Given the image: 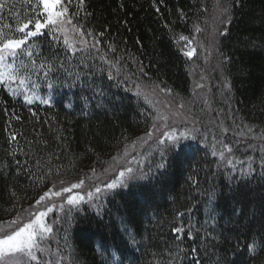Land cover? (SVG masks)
<instances>
[{"label": "trees", "instance_id": "trees-1", "mask_svg": "<svg viewBox=\"0 0 264 264\" xmlns=\"http://www.w3.org/2000/svg\"><path fill=\"white\" fill-rule=\"evenodd\" d=\"M3 3L0 27L19 38L17 22L34 18L36 0ZM64 6L99 43L85 36L89 47L70 51L46 28L30 38L31 60L8 58L30 66L19 91L18 81L0 87V226L53 209L31 264H264V0ZM205 43L212 62L194 91ZM153 96L186 102L166 120L182 121L175 142L151 133ZM112 177L116 187L74 207L51 200Z\"/></svg>", "mask_w": 264, "mask_h": 264}, {"label": "snow or ice", "instance_id": "snow-or-ice-1", "mask_svg": "<svg viewBox=\"0 0 264 264\" xmlns=\"http://www.w3.org/2000/svg\"><path fill=\"white\" fill-rule=\"evenodd\" d=\"M68 3H71V0H67ZM84 0H78V4L82 6ZM4 7L3 0H0V8ZM227 11V8L224 9ZM33 12L36 13L34 18H29L25 22H17L15 28V33L22 34L19 38H16L12 30L9 28L8 24H4L0 27V87L11 88V84L18 81V86L16 91H19L26 85L28 76L21 75V70H27L30 65L26 63H15L9 62V57L13 58V61H20V58L26 56L29 60L33 55L31 48L34 46L30 43V38L37 37L41 34L43 29H48L51 33H59L63 36V42L68 50L76 51V45L79 44L81 50H86L89 47V41L85 39V36L92 37V46L94 47L99 43L98 40H95L93 32L89 31L85 33L81 30V26H78L76 23H73V18L69 16L68 7L64 6V0H36L35 5L33 6ZM29 25H32L31 29ZM7 29V31H6ZM199 31V29H197ZM102 35V34H101ZM180 40H187V37L180 36ZM111 48V45H109ZM185 56H191V51H186ZM31 67L36 68V62H31ZM41 68L47 67L44 64L40 65ZM51 86V85H49ZM35 87V85H33ZM26 101L31 104L32 98L25 95ZM44 103H47L45 100ZM161 119L167 120L168 117L162 116ZM165 128L168 127L167 124L164 125ZM159 130V129H157ZM170 141H176L175 132L164 131L161 133ZM151 135V133H148ZM181 138H187L186 133H180ZM15 139V137H11ZM163 143V141H161ZM173 147L175 144L172 145ZM215 155V153H213ZM131 169H128L127 172H131ZM126 173L121 172L120 177H125ZM122 182V181H121ZM63 183V182H62ZM83 181L79 183L71 184L70 187H62L60 191L52 193L56 197H61L62 193H69L72 189L81 187ZM108 188L116 187V183L107 184ZM97 192H100V188H96ZM49 196V193H45L43 196H40L39 200L36 203L39 205ZM89 198H91V193H89ZM84 197L77 195H70L67 197L66 203L72 205L73 207L82 201ZM63 207V205H61ZM51 207L47 208L46 212H38L35 215V218L30 220L28 223H24L23 226H18L17 221L13 220L9 222V225H17L11 231L7 227L0 232V262L2 264H31L32 261L37 259V251H45L40 247V243L37 239L43 240L44 235L52 231L51 228L47 227L42 223V218L47 215V213L52 212ZM66 215H70L69 213ZM173 231L177 234L184 232V229L181 227L173 228ZM179 239V235H177ZM256 242L253 241L252 244H249V250L253 251L255 249Z\"/></svg>", "mask_w": 264, "mask_h": 264}, {"label": "rangeland", "instance_id": "rangeland-1", "mask_svg": "<svg viewBox=\"0 0 264 264\" xmlns=\"http://www.w3.org/2000/svg\"><path fill=\"white\" fill-rule=\"evenodd\" d=\"M199 42H203L202 39H199ZM210 45H211V43H205L206 47L203 46L205 48V49H203V52H202V60L205 62V64H204L205 66H204L203 71L202 70H196V69L193 71L192 83H193V90L194 91L197 88H199L201 85L205 84L206 81H207V78L205 77V74H207V71L209 69V65H210L209 62H212V51H214L213 44H212V48L211 49H210ZM197 68H200V67H197ZM153 99H154V101L156 103V107H157V109L159 111L158 112L159 116L156 119V125H154V128L151 130V133L152 132L155 133V130L159 129L155 136L158 137L160 141H163V143H167V144L172 143L174 141L168 140L161 133L164 132V131H169V132L174 131L175 135H177V131L179 130V127H180L182 121L171 122V123L168 124L167 121L161 119V117L162 116L168 117L169 114H174V115L178 116L179 111H181L182 109H185V108H183V106H184V103H186V102H180V101L177 102L175 100L176 98H173L172 101L169 102V101H166L164 98H157L155 96H153ZM180 117H181L180 119L184 118V120H185V118L187 116H186V114H185V116L183 114V116H180ZM165 124L168 125L167 128L164 127ZM132 160H135V159L132 158ZM102 179H103V177H102ZM109 180L115 182L116 184L118 182V180L115 177H112V178L108 179L107 181H105V184H104L102 182L103 180H100V178H99V182L95 183L93 186H89V185L87 186L86 184L83 183L81 185V187L76 188V190L74 191L73 194H71V192H72L71 191L70 193L66 194L64 197H63V195H64L63 194L61 198L60 197H56L54 195H51L50 197L52 198L51 200L54 201V203H57L56 204L57 206H61V202H59L60 200L66 199V201H67V197L70 196V195H77L78 194L79 196H82V197H84L86 195V197H84L82 202L89 201V199H92V198H95V197H99L100 194H102V192L104 191V189L108 188L107 184L110 183ZM65 187H70V186H65ZM96 188H100V192H97ZM72 190H74V189H72ZM54 192H56V191H53V193ZM89 193H91V198H89ZM47 208L44 207V208L40 209L38 212H42V211L46 212ZM49 213H47V215L42 218V223L44 225H46L47 227L51 228L50 225L47 222V217L49 216ZM4 228H5V225H1L0 226V232H2L4 230ZM47 234H49V233H47ZM47 234H45V235H47ZM37 239H39V238H37Z\"/></svg>", "mask_w": 264, "mask_h": 264}]
</instances>
